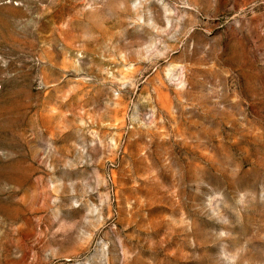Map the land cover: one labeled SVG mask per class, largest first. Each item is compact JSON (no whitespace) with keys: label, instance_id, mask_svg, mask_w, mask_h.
<instances>
[{"label":"rangeland","instance_id":"1","mask_svg":"<svg viewBox=\"0 0 264 264\" xmlns=\"http://www.w3.org/2000/svg\"><path fill=\"white\" fill-rule=\"evenodd\" d=\"M0 264H264V0H0Z\"/></svg>","mask_w":264,"mask_h":264}]
</instances>
